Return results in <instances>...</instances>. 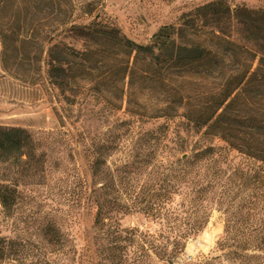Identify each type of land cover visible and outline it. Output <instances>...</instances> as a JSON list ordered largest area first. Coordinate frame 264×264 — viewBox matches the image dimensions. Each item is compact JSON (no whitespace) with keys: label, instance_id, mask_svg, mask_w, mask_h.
<instances>
[{"label":"rangeland","instance_id":"1","mask_svg":"<svg viewBox=\"0 0 264 264\" xmlns=\"http://www.w3.org/2000/svg\"><path fill=\"white\" fill-rule=\"evenodd\" d=\"M70 1L74 23L96 19L116 26L129 40L145 44L160 27L175 25L182 16L217 0ZM222 1L232 7L264 11V0ZM0 7V23L14 22L19 35L45 31L35 27V22L45 24L47 18L39 0H0ZM65 96L73 102L68 105ZM104 98L95 100L86 92L60 94L48 86L43 75L36 84L22 82L0 66V128L29 134L35 155L29 171L0 165V184L15 189L17 195L12 216L6 217L0 207V237L26 243L24 258L17 264H97V204L106 213L105 224L137 228L170 240L174 229H185L189 223V200L199 190L205 196L209 219L197 236L188 238L175 264L205 260L237 264L231 255L223 257L227 252H237L245 264H264V164L228 151L219 140H200L179 120L138 121L124 114V105L114 112L110 107L113 101ZM159 127L162 132L154 158L133 163L134 153L144 154L150 146L137 142L139 136ZM96 142L116 146L106 159V169L121 178L116 184L108 175H91L89 147ZM206 145L223 149L220 157L214 156L216 162L200 164L194 176L182 177L179 182L172 179L181 174L173 161L188 158L193 148ZM241 172L250 176L257 172L256 181L247 182ZM114 201L118 203L113 205ZM149 205L159 215H145L143 210ZM229 217L246 234L228 240L220 251L217 244L224 237ZM46 227L51 228L50 234L56 232L62 244L59 250L44 244L40 230Z\"/></svg>","mask_w":264,"mask_h":264},{"label":"trees","instance_id":"2","mask_svg":"<svg viewBox=\"0 0 264 264\" xmlns=\"http://www.w3.org/2000/svg\"><path fill=\"white\" fill-rule=\"evenodd\" d=\"M39 5L46 9L47 18L45 24L35 22V27L44 32L19 35L14 22L0 23V66L5 73L32 84L43 75L60 94L86 92L95 100L108 96L114 112L124 105V114L138 121L179 120L200 140H219L228 151L264 164V11L212 1L182 16L177 24L160 27L145 44H137L114 25L96 19L74 23L70 0H39ZM64 100L68 105L73 102L68 96ZM161 132L159 127L139 136L137 142L150 146L144 154L135 152L133 163L154 158ZM115 149L112 142L90 145L91 175H108L112 184L120 181L106 169V159ZM222 151L210 145L193 148L190 157L173 161L181 174L172 179L179 182L194 176L200 164L215 163L214 156L220 157ZM34 157L29 134L0 128V165L25 172ZM255 173L240 174L251 182L256 181ZM204 197L200 190L194 193L189 200V223L185 229H174L170 240L137 228L105 224L106 213L97 204V264H175L188 238L197 236L208 222ZM16 200L15 189L0 184V207L6 217L12 216ZM143 211L154 217L160 213L153 205ZM234 224L230 217L225 220L218 250L224 251L228 240L237 235L245 236ZM50 229L40 230L42 240L59 250L62 244ZM25 244L0 237V264H17L24 258ZM236 253L223 257L231 255L233 263L245 264Z\"/></svg>","mask_w":264,"mask_h":264}]
</instances>
